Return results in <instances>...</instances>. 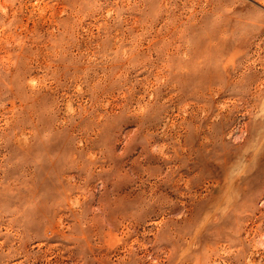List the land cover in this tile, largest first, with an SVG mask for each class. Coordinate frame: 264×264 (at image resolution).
I'll return each mask as SVG.
<instances>
[{"label": "rangeland", "instance_id": "rangeland-1", "mask_svg": "<svg viewBox=\"0 0 264 264\" xmlns=\"http://www.w3.org/2000/svg\"><path fill=\"white\" fill-rule=\"evenodd\" d=\"M0 264H264V0H0Z\"/></svg>", "mask_w": 264, "mask_h": 264}]
</instances>
